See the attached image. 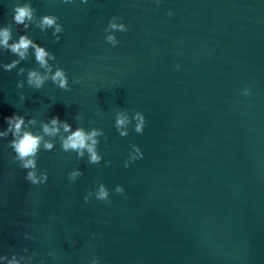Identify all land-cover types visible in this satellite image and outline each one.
<instances>
[{
    "label": "water",
    "instance_id": "water-1",
    "mask_svg": "<svg viewBox=\"0 0 264 264\" xmlns=\"http://www.w3.org/2000/svg\"><path fill=\"white\" fill-rule=\"evenodd\" d=\"M25 2L0 0V27L12 24L14 40L27 33L53 53L70 90L51 81L17 88L27 75L20 67H39L34 55L11 72L0 67V130L13 114L58 116L107 140L99 138L103 159L92 165L57 139L38 154L47 182L33 185L13 160L11 134L0 138V255L35 252L32 264H264V0H30L37 16L59 17L58 43L52 29L14 24ZM114 16L128 26L113 33L116 46L104 31ZM13 59L0 49V65ZM118 110L141 112L143 133L133 120L120 136ZM132 145L143 157L125 168ZM77 168L83 175L69 180ZM98 183L110 202L96 199Z\"/></svg>",
    "mask_w": 264,
    "mask_h": 264
},
{
    "label": "clouds",
    "instance_id": "clouds-1",
    "mask_svg": "<svg viewBox=\"0 0 264 264\" xmlns=\"http://www.w3.org/2000/svg\"><path fill=\"white\" fill-rule=\"evenodd\" d=\"M63 3H72L73 0H62ZM83 3H87L88 0H82ZM159 3V0H157ZM37 9L33 8L30 0H26L25 3L17 4L14 8L13 22L15 25H23L27 30L30 25H35L41 32H47L48 29H52V36L54 42H59L64 29L61 23H59V17L51 14H43L37 16ZM172 13L169 12V15ZM121 19L119 17H112L108 23L107 28L104 29L106 33L105 40L113 46H116L119 41L114 35V32H126L128 26L124 23H118ZM11 41V42H10ZM0 49L9 51L11 54L17 57L10 63H4L0 65L5 71L11 72L16 69L22 61L29 59L30 55H34L35 61L38 64L36 69H25L20 67L17 75L24 76L26 73V81H17L16 87L23 89L25 82L28 87L34 90H40L43 88L46 82L51 81L58 88L68 91L69 80L68 75L64 68L60 67L58 63H50V61H56V56L49 52L45 47L41 46L34 41L27 33L19 35L18 40L13 39V26L8 24L0 27ZM31 50V51H30ZM41 69L43 71H41ZM55 69V70H54ZM74 83H80V80H75ZM244 95H249V90L245 89ZM21 102L26 97L23 92L20 94ZM77 121H82L84 117L82 115H76L74 117ZM135 121L134 131L138 134H142L145 127L144 115L137 111L131 117L127 110H118L115 116L114 126L120 136L125 137L128 133V126ZM7 128L0 130V138H7L11 134L12 139L9 142V147L15 153L13 160L18 163L21 169L27 170L25 179L33 185L43 184L47 182L48 173L47 170L40 171L39 175L37 167L38 154L41 149L45 151H52L55 147L57 139L60 143V148L64 152H75L78 160H82L87 153V163L92 165H99L103 159L102 155L98 152L99 138L101 136L107 140V136L100 128L85 129L83 126H77L75 130L70 123L62 121L58 116H52L47 121H37L35 117L25 119L23 115L13 114L9 117H5ZM91 122V121H90ZM39 123V130L33 132L32 129ZM132 152L129 154L128 159L124 162V167H130L131 163L137 159L143 157V153L139 146L132 145ZM106 164H110V161H106ZM83 175V172L77 168L74 171L68 173V178L71 181H75L77 177ZM114 191L118 194L124 193V188L121 185H117ZM93 193L90 191L84 197L85 202H90ZM96 199L104 202L109 201V190L103 183H98L95 190ZM27 252V249L24 250ZM36 255L33 252L32 256L25 258L24 256H17L13 254L9 259L5 255H0V261H6V264H32V259ZM51 255V253H50ZM43 264V261H41ZM92 264H99V260L95 257L92 259Z\"/></svg>",
    "mask_w": 264,
    "mask_h": 264
}]
</instances>
